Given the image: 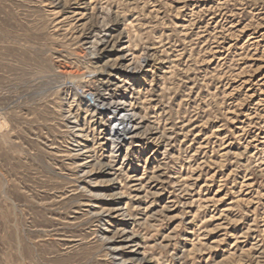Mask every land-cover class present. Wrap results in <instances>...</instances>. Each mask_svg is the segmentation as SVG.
Returning <instances> with one entry per match:
<instances>
[{
  "label": "rangeland",
  "instance_id": "374dc122",
  "mask_svg": "<svg viewBox=\"0 0 264 264\" xmlns=\"http://www.w3.org/2000/svg\"><path fill=\"white\" fill-rule=\"evenodd\" d=\"M122 231L126 264H264V0H0V264H117Z\"/></svg>",
  "mask_w": 264,
  "mask_h": 264
},
{
  "label": "bare ground",
  "instance_id": "6f19581e",
  "mask_svg": "<svg viewBox=\"0 0 264 264\" xmlns=\"http://www.w3.org/2000/svg\"><path fill=\"white\" fill-rule=\"evenodd\" d=\"M99 35L100 34H97V33H90L89 36L87 38L83 39V40L89 46L90 45L91 46L96 45V44H94V42L95 43L97 42V45H99L101 47H105V48L110 47L112 44H113V48H114L115 45L118 43V38L114 37L113 34H111L109 32L108 35L103 37L104 38L103 41H99L101 43L98 44L99 43L98 40L100 39ZM120 58L118 60H120L121 62H123L122 60H124V62H127V63L131 62V60H127L126 57H122L121 59ZM148 63H149L148 59L144 58L141 61L140 64H141V67L144 68L145 66H147ZM81 97L83 99H86L96 109L99 108V105H98L94 95L86 94V93L82 92L81 93ZM101 111L102 112L109 111L115 117L116 126H114V128L111 129V133H110L111 136H113L112 137L113 140L120 139L121 137H126V136H129V135L133 136L139 130V124H135V123H137L135 115L130 113V111L124 110V108H122V107H120L118 105H115V104H112L109 108H103V110H101ZM104 172L108 176H113L115 174V173L112 174V170L109 167ZM106 214L108 216H111V217L113 216V214H117L119 217H123V218L127 217L125 215L124 210L123 209H119V208H114V209H110L109 208L108 210L104 211L102 215H106ZM122 225H124V224H122ZM119 236H120V238H118L119 239V245H117V246L112 245L111 246V249H110L111 250V255L110 256H112L113 258H116V259H120V262H118L117 264H126L131 259L130 260H124L121 257V255L118 253L119 249L121 247H124V248H130L131 250L132 249L136 250L138 248L139 244H138L137 238L134 235L127 234L124 231H122V235H119ZM105 237L102 239V240L105 241V243H106V241H109L111 239H116V238L109 239V238H105ZM132 259L134 260V258H132ZM137 262H140V259Z\"/></svg>",
  "mask_w": 264,
  "mask_h": 264
}]
</instances>
